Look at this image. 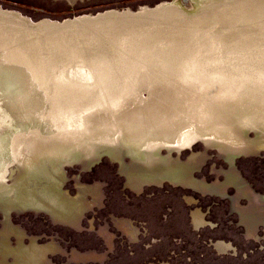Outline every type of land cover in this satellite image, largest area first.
<instances>
[{"label": "rangeland", "instance_id": "374dc122", "mask_svg": "<svg viewBox=\"0 0 264 264\" xmlns=\"http://www.w3.org/2000/svg\"><path fill=\"white\" fill-rule=\"evenodd\" d=\"M177 1L179 0H75V3H72L70 0H0V10L16 14L33 25L47 22L68 27V20L79 17L95 16L112 10L121 13L152 12ZM193 2L197 8L201 7L215 15L226 9L228 2L235 10H248V0H193ZM180 4L182 5L181 2ZM190 8L184 6L187 11ZM35 33L40 36V49L33 38L27 39L26 45L23 46L27 51H31V54L36 52L35 59L24 55L23 51L19 55H14L8 48L6 51L0 49V82L3 78L4 82L15 84L19 82V78L27 77L25 84L30 88L24 87V97L31 92H34L35 96L41 92L58 98L61 86L64 87V94L67 96L66 73L76 66L85 65L94 73H107L108 80L112 71L130 69L140 59L134 57V54L127 57L132 53V47L127 52H118L119 57L114 58L92 55L90 58L84 55L68 58L65 48H62L61 52L50 46V42L55 39L47 37L39 30ZM139 50L146 49L141 47ZM57 53L59 56L56 57ZM155 56L156 53H153V56L147 57V62L153 61ZM146 68L158 70V73H151L157 78L151 99L147 94H136L125 99L119 109L111 110L105 107L93 112L86 116V129L73 132L71 136L68 132L44 135L37 129H32L11 137V155L15 164L11 169L16 168V171L13 178L0 179V264L64 262V254H57L55 261L50 260L49 255L65 251L62 249L65 246L62 239H67L66 236L71 229H82L86 208L97 209L95 212L98 213L95 216L102 221L95 219L96 226L93 230L98 229L99 233L101 229L104 230L100 235L109 245H112L113 236L106 234L105 231L120 230L125 234L124 222L120 223V220L126 217L136 221L131 223L135 230L132 228L130 231L133 230V234L141 232L139 238L137 235L134 236L138 238L136 241L125 234L130 243L139 241L148 230L154 236L152 245L156 247V250L150 253L154 252L158 257L163 248L174 246L166 244L167 246L161 247L169 235L174 237L172 239H178L174 241L176 243L180 242V239L184 242L183 249L186 252L179 260L181 264H264V150H261L264 148V141L257 140L261 135L259 129L264 118H252L251 115H247L239 122L242 123L241 127L227 123L221 126L219 133L213 132L212 122L196 121L211 119L212 116L217 117L219 114L207 107L194 109L190 105L192 101L227 103L229 101L227 97L220 99L222 97L218 91L222 89V85L219 81L209 80L211 83L209 82L205 89L195 92L192 86L179 82L171 73L161 71L157 67ZM11 73H20V76L13 78ZM151 115H156L151 121L139 120L133 123L130 121L133 116L141 118ZM232 120L236 121L233 118ZM99 121H105L104 125L100 126ZM128 123L136 125L138 129L136 136L160 126L177 130L176 142L170 144L168 151L161 148L160 154L163 156L168 153L171 159H175L168 164L181 167L183 172L181 182L128 183L127 174L149 172L159 175L165 171L168 164L155 163L154 168L149 169L130 166V156L122 154L121 148L124 147L118 141L110 144L111 147L118 149L122 166L114 159L97 157L96 149L100 142H96L93 137L103 129L106 131L107 127L111 134H117L121 138L127 128L131 129ZM233 126L236 128L235 131ZM261 136L264 138V133ZM191 137L195 140H191ZM225 137H231L234 144L237 139L247 144L248 156L238 159L235 168L245 181L243 186L245 192H249L248 198L239 197L236 187L221 186L229 167L216 149H207L204 146L208 141L225 143ZM196 152L202 153L197 160ZM233 152L231 150L226 154L227 160L231 158ZM130 154L137 157L144 154V149L134 139L130 142ZM160 154L152 155L155 161L159 160ZM188 166L193 171H202L197 173L200 178L209 176L207 179L216 190L224 192H220L221 195L218 193L213 195L177 187L187 185L195 189L208 188L196 174L190 176ZM213 166H216L215 170ZM83 168L85 171L81 172ZM71 175L72 180L77 183H81L82 176L85 180L82 182L87 184L86 181H89L86 187L89 192L87 197L86 195L72 197L73 192L68 187ZM123 178L125 186L131 191L123 187ZM101 187H104V195L98 196ZM184 194L195 196L199 201L197 204L199 207L193 212L201 210L205 214L207 223L201 227H197L193 219L198 230L194 228L190 217L192 206L186 205L183 201ZM185 199L187 202H193L190 197ZM11 210L19 212V216H15L14 212L10 214ZM93 213L94 211L89 216ZM125 223L130 225L129 222ZM54 232H57L61 239L46 237ZM172 239L169 238V241ZM220 240L232 242L236 250L220 252L214 246L215 242ZM131 246H134L136 262L147 259L150 248L146 247H150V244L146 243L144 247L146 250L141 248L140 243ZM124 258L130 257L124 254Z\"/></svg>", "mask_w": 264, "mask_h": 264}, {"label": "bare ground", "instance_id": "6f19581e", "mask_svg": "<svg viewBox=\"0 0 264 264\" xmlns=\"http://www.w3.org/2000/svg\"><path fill=\"white\" fill-rule=\"evenodd\" d=\"M70 1L75 3V0ZM179 1L152 12L121 13L112 10L95 16L79 17L68 20V27L47 22L33 25L16 14L0 10L2 51L8 48L14 55H19L23 51L24 55L35 59L36 52L31 54V51H27L23 46L26 45L27 39L33 38L40 49V36L35 33L39 30L47 37L55 39L50 42V46L56 51L62 52V48H65L68 58L75 55H84L86 58H90L91 55L114 58L119 57L118 52H127L131 47L132 53L127 57L132 54L134 57H140L132 68L112 71L108 80L107 73H94L85 65L72 68L66 73L68 95L64 94V87L61 86L58 98L41 92L37 96L31 92L24 97V87L30 88L25 84L27 77L19 78V82L15 84L4 82L1 78L0 179L13 178L15 175L16 168L11 169L15 166L11 155V137L32 129H37L44 135L68 132L71 136L73 132L86 129V116L93 112L105 107L111 110L119 109L125 99L136 94H147L151 99L157 80L151 73H158L155 67L171 73L179 82L192 86L195 92L205 89L209 80L221 83L222 89L218 91L222 97L220 99L227 97L229 100L227 103L192 101L190 105L194 109L207 107L219 114L217 117L212 116L211 119L196 121L212 122L213 132L219 133L221 126L227 123L241 127L242 123L239 122L247 115L263 119L264 0H248L247 11L235 10L228 2L226 9L220 10L216 15L206 12L201 7L197 8L193 5V0L189 1V7L183 0ZM184 6L193 8L187 11ZM57 38L59 40H56ZM141 47L146 50L140 51ZM153 53H156L155 59L147 62V57L153 56ZM150 66L156 70L146 68ZM11 75L16 78L20 73ZM155 116L141 118L133 116L130 121L146 122ZM232 118L236 121L234 122ZM226 120L227 122H224ZM98 123L102 126L105 121ZM127 125H131V129L127 128L121 138L117 134H111L107 127L106 131L103 129L93 137L96 142H100L96 149L98 158L103 159L105 156L121 163L122 166L118 149L111 147L110 144L118 141L124 147L121 148L122 154L130 156L129 165L135 168L149 169L154 168L155 163L165 165L175 160L171 159L168 153L162 156L160 151L161 148L168 151L170 144L176 142V129L170 130L166 126H160L136 136L135 133L138 132L136 125L131 123ZM262 128L264 122L259 129L261 135L264 133ZM261 135L257 140L264 141ZM133 139L144 149L142 156L130 154V142ZM224 141L232 145L226 146V151L235 148L231 137H225ZM156 154H160L158 161L153 157ZM228 161L235 163L234 152ZM169 164L159 175L149 172L127 174V182L137 181L139 184L181 182L183 176L181 167ZM193 219L197 227L207 223L201 210L193 212ZM214 246L223 253L228 249H235L232 242L225 240L215 242Z\"/></svg>", "mask_w": 264, "mask_h": 264}, {"label": "flooded vegetation", "instance_id": "af4514ba", "mask_svg": "<svg viewBox=\"0 0 264 264\" xmlns=\"http://www.w3.org/2000/svg\"><path fill=\"white\" fill-rule=\"evenodd\" d=\"M234 145H235V148L232 151H234L236 153V161L234 164H230L226 158V154H228V152L225 149L227 146L226 143L216 142V141H208V142L204 143V146L207 149H209V148L216 149L219 152V154L222 156L226 166L229 167V171L225 173L226 178H225V180L221 186L223 188L226 186L227 187H236L239 197H242V199L248 198L249 192H245L246 189L243 186V184H245V181H243L242 177L240 176V173L235 168V165L237 164L238 159H240L241 157H244V156H248L247 155V144L245 142L239 141V139H237V141L235 142ZM201 155H202L201 152H196V155H195L196 160ZM97 164H99V162ZM216 166L215 167L213 166L214 170H215ZM187 168L189 170L190 176H193L194 174H196L198 179L203 180L204 183L206 185H208V188L195 189V188L187 186V185H177V187H182L185 189H192L193 191H195L197 193L199 192V193L213 194V195H216L214 193H218L219 195H221L220 192H224L222 190H220V191L216 190L214 185H212L208 181L207 178H209V176H202L203 178H200L201 176L198 177L199 175L197 173L202 172V171H200V170L193 171L192 168H190L189 166ZM84 171H85V169L83 168V172ZM73 176H76V175H73ZM233 177H235L234 180H233ZM72 179H73V177L71 175L70 181L68 182V187L73 192L72 197H75V196L79 197V196H85V195L87 197L89 195V192H88V189L86 187H87V185H89V181H86L87 184L82 182V181H85L83 176L80 179L81 183H77L76 181H74ZM123 181H124L123 187L125 189H127V187L125 186V179L124 178H123ZM82 188H86V189L81 190V192H80L79 189H82ZM103 190H104V187H101L99 190L98 196L104 195ZM127 190H130V189H127ZM185 197L192 198L193 202H187ZM91 200L92 199H90V201ZM183 201L185 202L186 205L192 206L190 217L192 219V224L194 225L192 213H193V210H195L196 208L199 207L197 205L199 201L197 200V198L195 196H192L189 194H184ZM94 205L95 204H93V206ZM195 205H197V206H195ZM98 207H100V206H98ZM85 210H86V213L83 216L84 217L83 222H85V223L83 224L82 229L93 230L94 227L96 226L94 220L95 219H96V221H98V220L102 221V220L99 219V217L95 216L98 212H94L91 215L92 217L89 216L90 213L92 211H94L95 209L90 210L89 208H86ZM237 213H239V212L237 211ZM206 215H207V212H206ZM121 222H124V227H125V231H126L125 234H128L130 236V238H133V240H135V241L138 240L139 234H141V232H139L137 234H133V230H135V227L133 228L131 226V223H135L136 221H132L129 218L123 217V219L120 220V223ZM125 222H129L130 225H127ZM127 226L129 228V230H127ZM132 228H133V230L131 232L130 230ZM194 228L196 230H198L195 227V225H194ZM100 232L101 233H99L98 230L88 231V230H81L80 229V231H78V230L71 229L70 231H68V235L66 236L67 239L66 240L62 239V241H64V243H65V246L62 249H64L66 252L63 251V252H57V253L50 254L49 259L52 261H55L57 254H64V256H65L64 262H61L59 264H64V263L65 264H147V263L148 264H181L179 262V260L181 258H183V256H184L183 253L186 252V250L183 249L184 242L182 239L179 240L180 242L176 243L174 241H178V239H172L174 237H169V235H167V240L165 241L164 244H162L161 247L167 246L166 244H169V245L173 244L174 246H172L171 248H163L161 250V254L159 257L154 255V252L150 253V251H153V250L155 251L156 247L152 245L154 236L152 235V232H150L148 230L146 231V234L144 236L142 235V237H140V240L137 241L136 243H130V241L127 239V236L125 234H123L120 230H113V231H107V232L105 231L106 233L113 236L112 237L113 238L112 245L107 244L106 239L104 237H102V235H100L104 232V230L101 229ZM57 234H58L57 232H54V234H48V235H46V237H48V238L59 237L61 239V236H58ZM35 235L36 236H43L44 234H35ZM136 235L138 236V238L134 237ZM169 238H171L172 240L169 241ZM159 241H163V240L159 239ZM122 243H126V245H122ZM139 243L141 244L142 249H145L144 247L146 246V243L150 244V247H146V249L150 248L148 250L149 255H148L147 259H145L144 261H141V262H136V259H134V256L132 258H129V259H125V258L123 259L124 254L131 253L130 251L127 252L128 250L132 251L131 254H135L134 246H131V244H139ZM101 258L103 259L102 261L100 260ZM151 262H155V263H151Z\"/></svg>", "mask_w": 264, "mask_h": 264}, {"label": "crops", "instance_id": "0c3cea01", "mask_svg": "<svg viewBox=\"0 0 264 264\" xmlns=\"http://www.w3.org/2000/svg\"><path fill=\"white\" fill-rule=\"evenodd\" d=\"M92 170H93V169H92ZM81 172H83V171H81ZM81 172H80V173H81ZM90 172H91V171H90ZM104 206H105V205H103V207H104ZM96 210H97V209H95L94 212H95ZM12 212H14V215H15V216H19V212H17V211L15 212V210H11V211H10V214H11ZM28 213H32L33 215L36 214V213H33V212H28ZM28 213H27V214H28ZM0 214H1V213H0ZM43 215H45V214H43ZM0 218H1V215H0ZM45 218L48 219V217H47L46 215H45ZM48 220H49V219H48ZM74 230H78V229H74ZM81 230L93 231V230H89V229H81ZM95 230H98V229H95ZM78 231H80V230H78ZM98 231H99V230H98ZM107 231H113V230H110V229H109V230H106V232H107ZM106 234H108V233H106ZM145 250H146V249H145ZM129 251L132 253L131 250H128L127 252H129ZM127 252H126V253H127ZM131 253H127V255H128L130 258H132V257L135 255V254H131ZM100 260L102 261L103 259L101 258Z\"/></svg>", "mask_w": 264, "mask_h": 264}, {"label": "water", "instance_id": "95a60500", "mask_svg": "<svg viewBox=\"0 0 264 264\" xmlns=\"http://www.w3.org/2000/svg\"><path fill=\"white\" fill-rule=\"evenodd\" d=\"M189 1L190 0H183V2L186 3V4H188V5L190 4Z\"/></svg>", "mask_w": 264, "mask_h": 264}]
</instances>
